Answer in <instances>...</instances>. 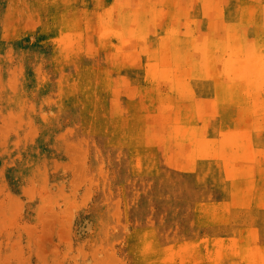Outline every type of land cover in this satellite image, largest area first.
I'll return each instance as SVG.
<instances>
[{
	"label": "rangeland",
	"instance_id": "1",
	"mask_svg": "<svg viewBox=\"0 0 264 264\" xmlns=\"http://www.w3.org/2000/svg\"><path fill=\"white\" fill-rule=\"evenodd\" d=\"M0 264H264V0H0Z\"/></svg>",
	"mask_w": 264,
	"mask_h": 264
}]
</instances>
